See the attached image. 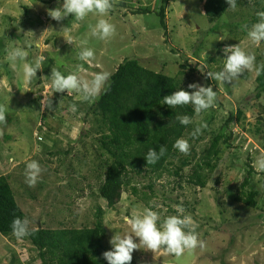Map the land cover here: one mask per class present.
<instances>
[{
	"label": "rangeland",
	"instance_id": "rangeland-1",
	"mask_svg": "<svg viewBox=\"0 0 264 264\" xmlns=\"http://www.w3.org/2000/svg\"><path fill=\"white\" fill-rule=\"evenodd\" d=\"M124 1L126 5L121 6V0H112L109 15L116 32L102 41L90 36V26L97 20L94 15L76 21L69 14L59 22L48 15L63 0H0V104L9 108L6 124L0 126V175L10 176L18 205L26 217L36 221L37 227L33 224V229L91 227L95 209L100 207L106 229L103 243L108 250L112 236L128 229L124 216L142 213L146 207L140 198L142 191L149 192L140 187L147 185L148 179L136 176L133 181L139 182L138 195L124 191L116 207L107 208L106 201L98 196L96 179L91 173V163L96 162L91 149L95 136L86 115L91 102L81 101L76 93H52L51 70L57 68L67 74L81 64L84 71L80 75L90 79L99 71L112 74L124 59L135 58L148 69L175 76L187 58L199 63L201 72L200 75L185 72V77H181L182 89L191 91L188 84L206 86L202 75L223 66L222 49L226 46L238 44L255 54L257 65L264 64V41L256 45L247 31L243 34L231 26L239 21V13H253L251 8L229 9L220 19L209 22L203 10L204 1L168 0L164 4V30L152 11L133 13L139 5L157 9L160 0ZM235 33L237 37H229ZM84 39L88 40L86 47L95 53L91 64L78 59ZM24 41L32 44L28 49L29 61L37 55L46 57L31 83L23 78L22 62L13 67L6 58L9 43L23 45ZM50 58L55 62L48 67ZM256 76L253 69L240 74L237 81L222 84L213 80L211 86L217 92L214 107L195 113L191 128L183 137L195 146L199 155L210 130H218L230 113L234 117L238 110L243 113L240 121L230 123V132L226 133L234 136L232 146H222L206 187L200 189L186 182L178 186L175 177L164 175L153 188L150 205H154V210L163 218L176 214L177 206H182L184 214L190 215L197 225L196 232L205 247L186 250L176 257L163 249L152 252L141 246L133 251L131 264H264V171L256 166L257 159L264 154L261 140L264 94L256 97ZM49 98L52 109L43 108ZM72 104L77 105L76 112L70 110ZM201 123L207 127L196 140L191 133ZM258 125L263 133H256ZM31 160H37L43 169L41 178L32 187L25 176L26 163ZM247 163L253 167L250 185L257 191L254 208L233 200ZM189 170L186 168L184 173ZM134 242L139 243V239L134 237ZM0 264H40V261L36 249L26 239L0 234Z\"/></svg>",
	"mask_w": 264,
	"mask_h": 264
},
{
	"label": "trees",
	"instance_id": "trees-1",
	"mask_svg": "<svg viewBox=\"0 0 264 264\" xmlns=\"http://www.w3.org/2000/svg\"><path fill=\"white\" fill-rule=\"evenodd\" d=\"M167 1L160 0L157 9L151 8V5H139L133 13L145 14L152 11L158 17L161 28L165 30L164 4ZM199 1H204L203 10L209 22L220 19L229 10L225 0ZM120 5L125 6L126 2L121 0ZM237 7L251 8L253 11L239 13L241 15L238 18H242L241 21L239 19L231 24L234 29L244 34L246 30L243 26L257 22L256 13L264 11V0H237ZM247 18L250 19L247 21ZM234 36L237 37L238 33L229 37ZM53 61L55 59H48V67L54 65ZM183 62L179 65L177 75L170 76L142 66L135 58L124 59L112 73L107 91L102 92L99 99L88 106L86 115L90 117V131L95 136V144L91 145V149L96 162L91 163V173L96 179L98 196L106 201L108 209L113 210L116 207L124 191L129 190L138 195L139 182L133 181L136 176L148 179L147 185L140 187L149 192L142 191L140 198L146 207L155 208L150 205V199L154 197L156 181L164 175L175 177L178 186L186 182L200 189L205 188L212 170L217 166L222 146H232L230 141L234 136L231 133L228 135L226 131L230 132V123L233 120H241V110L236 112L235 117L230 113L218 130H210L207 144L199 155L192 144L188 155L173 147L175 140L183 138L191 128V123L187 126L181 125L176 117L188 115L192 120L195 112L192 105L170 108L163 104V97L182 88L181 77L186 75L185 72L190 75L201 73L199 63L187 58ZM203 76L205 87L212 85L213 80L206 73ZM255 81L256 97H259L264 94V74L256 76ZM259 125L256 133H263ZM261 140L264 150V133ZM160 146L167 149L165 154L155 164H147L144 156L148 149L158 151ZM245 167V176L233 200L254 208L257 191L250 185L253 167L248 163ZM186 168H190L187 174L184 173ZM87 175H90V170ZM9 180V175H0V234L4 237L13 235V219L25 217ZM103 215L104 211L97 207L91 227L37 228L31 236L24 239L36 249L40 264H107L102 256L103 252L108 251L103 243L106 238Z\"/></svg>",
	"mask_w": 264,
	"mask_h": 264
},
{
	"label": "clouds",
	"instance_id": "clouds-1",
	"mask_svg": "<svg viewBox=\"0 0 264 264\" xmlns=\"http://www.w3.org/2000/svg\"><path fill=\"white\" fill-rule=\"evenodd\" d=\"M225 2L229 5V9H236L237 0H225ZM112 7V0H63L61 6L49 10L48 15L58 22L69 14L76 21H84L90 14L94 15L97 20L94 25L90 26V36L104 41L111 38L116 32V26L111 22L109 15ZM256 15L258 17L257 22L251 24L250 27L244 25L243 28L247 31L248 38L254 44L259 45L264 41V11L257 12ZM63 29L67 30L66 28ZM87 44V39L81 41L78 59L91 64L95 60V53L92 48L86 47ZM31 47V42L24 41L23 45L9 43L5 49L6 58L13 67L16 66L17 62H22L23 78L27 83H31L34 78H37V71L42 68L46 60L44 55H37L34 60L29 61L28 49ZM222 52L225 58L222 59L223 66L220 70L206 72L211 80L222 84L237 81L240 74L253 69L257 76L264 74V64L257 65L255 54L246 51L238 44L226 46ZM83 71L84 68L81 64L76 66L75 71L67 74L53 68L49 76V86L52 93H76L79 99L84 102L98 100L102 92L107 91L112 74L108 71H99L89 79L80 75ZM187 87L191 91L178 88L171 95L164 96L163 104L170 108L192 105L196 114L214 107L217 92L213 91L211 85L205 87L198 83H190ZM43 108L52 109L50 98L44 101ZM8 109L7 104H0V126L6 124ZM70 110L76 112L77 105L72 104ZM176 119L184 126L192 123L188 115L177 116ZM206 127V124L201 123L191 133L192 137L198 136ZM173 147L184 155H188L190 152L189 140L185 138L176 139ZM166 151L164 146H160L158 151L149 148L144 158L147 164H155ZM256 166L258 170L264 171V154L257 159ZM42 172L43 169L37 160L27 162L25 167L26 183L30 187L35 186L41 178ZM184 212L185 209L182 206H177L176 214L162 218L161 214L152 206H147L143 208L142 213L124 216L123 219L128 229L112 236L110 240L111 250L103 252V258L107 264H131L133 251L141 246L152 252L163 249L166 253L176 257L182 256L186 250L191 251L197 247L203 249L205 244L196 232L197 225L192 217L185 215ZM33 224L37 227L36 221L30 220L26 216L24 218L17 217L13 219L11 224L12 234L18 239L31 236L34 231ZM134 237L139 239V243L134 242Z\"/></svg>",
	"mask_w": 264,
	"mask_h": 264
}]
</instances>
